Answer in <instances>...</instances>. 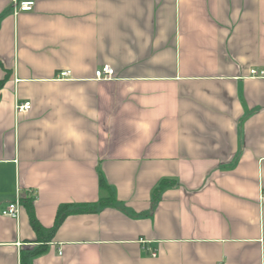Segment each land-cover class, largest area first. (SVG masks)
Listing matches in <instances>:
<instances>
[{"label": "crops", "instance_id": "0c3cea01", "mask_svg": "<svg viewBox=\"0 0 264 264\" xmlns=\"http://www.w3.org/2000/svg\"><path fill=\"white\" fill-rule=\"evenodd\" d=\"M14 1L0 0V264L42 246L31 264H264V0ZM100 175L113 205L40 243L30 211L52 228L60 206L99 202ZM16 194L18 218L2 217Z\"/></svg>", "mask_w": 264, "mask_h": 264}, {"label": "trees", "instance_id": "16d2710c", "mask_svg": "<svg viewBox=\"0 0 264 264\" xmlns=\"http://www.w3.org/2000/svg\"><path fill=\"white\" fill-rule=\"evenodd\" d=\"M165 185H166L165 182H162L161 188H163ZM99 187L101 193L103 192L105 194L103 197L100 198L99 202L93 204L89 208H86L87 206H83L82 208L80 207L75 208V206H73V208H69L68 206H60L57 210L54 225L50 229L42 228L41 225L35 219V217L32 215V212L30 211L29 217H30L31 226L35 231L39 242L43 244L46 243L48 241L47 239L54 235L58 227L62 224L63 219L67 215L76 214V213H95L97 209L100 207L113 205L115 196L111 188L107 185L105 179L101 175L99 177ZM29 210H31V208H29ZM44 249H45L44 246H42L35 251H31L27 253L23 252L20 259V264H31L32 258L35 255L41 253Z\"/></svg>", "mask_w": 264, "mask_h": 264}, {"label": "built area", "instance_id": "2783aa9c", "mask_svg": "<svg viewBox=\"0 0 264 264\" xmlns=\"http://www.w3.org/2000/svg\"><path fill=\"white\" fill-rule=\"evenodd\" d=\"M14 5L18 12H31L34 7L33 1H14ZM114 72L110 66H102L100 69L95 72L96 80H109L113 77ZM263 75V72H257L256 70L250 71V76L253 78H257ZM71 76V72L69 70L62 71L58 74L57 80H68ZM30 103L26 102L23 104H18L16 106V111L18 113L27 112L30 109ZM21 201L19 195L16 194L13 202L7 205V207L1 212V216L4 218H13L17 219L20 213Z\"/></svg>", "mask_w": 264, "mask_h": 264}]
</instances>
